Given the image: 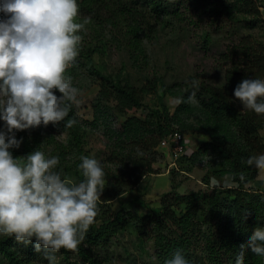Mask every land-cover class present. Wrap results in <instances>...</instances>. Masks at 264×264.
<instances>
[{"label":"rangeland","instance_id":"obj_1","mask_svg":"<svg viewBox=\"0 0 264 264\" xmlns=\"http://www.w3.org/2000/svg\"><path fill=\"white\" fill-rule=\"evenodd\" d=\"M252 10L238 0H125L123 6L133 7L140 13H145L146 20L137 18L139 22L138 42L142 51L140 57L131 47V26L136 25L133 19V9L129 14H119L113 23L104 26L90 17H76L80 22L84 18H90L83 33L84 39L80 44L79 55L76 62L70 65L66 75L72 77L73 84L80 90L79 103L75 105L80 121L87 126V137L83 146L82 156L96 158L105 166L115 170L114 165L107 163L114 149V141L105 134L103 121L106 117H100L98 126H92L97 115L95 106L101 90V81L97 73L109 75L114 79L130 80L132 85L141 88L148 84V80H155L167 88V92L158 85V90L153 94H146L141 108L129 111L127 115L118 114L109 104L108 123L114 130L120 131L127 119L137 117L146 119L154 110H166L171 116L177 111L180 104L174 103L182 94L190 95L193 91L190 81L197 79L199 89L196 99L204 105L209 104V96L203 95L204 87L220 88L224 84L225 73L232 66L233 61L241 58L238 55L241 46L245 42H253L264 45V0H248ZM229 10H225V8ZM229 12V13H228ZM134 18V17H133ZM102 39L106 41V50L102 54L90 55L88 48ZM137 52V51H136ZM57 95H62L56 90ZM202 97L199 99V95ZM237 108L243 111V106L238 103ZM188 123L192 129H185L174 125L175 132L183 134L187 145L186 154L173 163L170 151L165 148L158 149V156L153 165L154 170L160 174H151L133 190L115 198L109 203L103 204L105 218L113 212L124 218L121 228L116 234H111L108 241L99 245H84V254L89 253L97 264H160L155 253V245L152 241L141 243L136 226L138 220L152 214L162 212V201L166 194H170L172 200L178 196H192L191 205L182 203L177 214L192 209L195 212L199 225L195 235V251L198 256L204 258L203 263L210 264L206 257L208 253L207 239L203 234L209 235L211 225V239L215 244H227L225 233L217 225V219L210 220V208L215 206L218 212L224 214L227 206L229 190L241 189L234 182L230 174L219 176L217 172L222 170L219 165L220 158L210 149L205 154V146L210 143L209 136L197 129V119L191 118ZM3 122L0 121V128ZM44 129V126H41ZM26 131V130H25ZM25 131H18L24 133ZM17 132V133H18ZM44 137L51 136L49 152H55L56 146L66 145L68 134L60 124H49L45 128ZM264 138V129L261 131ZM54 141V143H53ZM67 161L80 160L78 157L68 154ZM175 164V166H173ZM258 167V166H256ZM255 171V166H245L243 179ZM72 172V171H71ZM259 174V173H258ZM65 177L79 182L78 176L72 172L64 173ZM225 178H229V187L224 186ZM215 179L216 185L212 184ZM105 181L106 192L107 185ZM248 191L249 200L260 199L264 204V178H258L250 182L245 188ZM216 198L219 199L216 203ZM250 204V203H249ZM248 209V204L246 206ZM103 216V217H104ZM256 219L245 221L237 229L235 239L243 242L250 235L255 226H264V213ZM227 238V237H226ZM235 247L229 254L235 256ZM58 264H93L87 260L79 249L76 251H60L57 253ZM251 262L249 255L245 260ZM0 264H8L7 260L0 258ZM34 264H47L42 256ZM225 264H232L225 259Z\"/></svg>","mask_w":264,"mask_h":264},{"label":"clouds","instance_id":"obj_2","mask_svg":"<svg viewBox=\"0 0 264 264\" xmlns=\"http://www.w3.org/2000/svg\"><path fill=\"white\" fill-rule=\"evenodd\" d=\"M78 0H0V237L33 246L47 264H58L62 249L76 251L98 215L105 189V169L100 161L81 156L83 179L74 182L59 167L60 157L37 148L16 158L21 148L18 131L65 121L79 103L80 90L66 75L79 55L83 33L90 18L78 22ZM193 102L199 81H190ZM56 90L62 95H57ZM243 111L264 115V75L244 78L234 89ZM183 98L174 103L180 104ZM245 163L258 166L264 178V151L250 152ZM243 177V172L241 173ZM212 184L216 185L215 179ZM224 186L229 187V178ZM247 217L250 210L242 209ZM264 257V226H255L237 246L234 264H244L248 252ZM165 264H190L177 249Z\"/></svg>","mask_w":264,"mask_h":264},{"label":"trees","instance_id":"obj_3","mask_svg":"<svg viewBox=\"0 0 264 264\" xmlns=\"http://www.w3.org/2000/svg\"><path fill=\"white\" fill-rule=\"evenodd\" d=\"M125 0H78V15L77 17H90L97 22V25L104 26L105 24L113 23L116 26L115 19L119 14H129L130 8L133 9V17L137 27L131 26L130 34L133 39L131 47L140 57L142 53L139 42L138 32L139 22L137 18L145 19V13L138 12L137 9L131 7L125 8L123 2ZM244 3L249 10H252L248 0H238ZM229 10V8H225ZM229 13V12H228ZM3 14L0 13V16ZM106 41L102 39L94 46L88 48L89 54H102L106 50ZM137 51V52H136ZM238 55L240 59L232 62V66L226 71L224 84L220 88L204 87L203 95L209 96V104L204 105V102L199 101L197 104L189 103L187 97L189 95L182 94L183 102L177 108L174 115H170L166 110H154L146 119L131 117L127 119L120 131L114 130L108 123L109 104L112 103V108L120 115H127L129 111L141 108L144 104L146 94L156 93L160 84L164 91L167 88L155 80H148V84H144L141 88L130 83V80L114 79L109 75L97 73L101 81V90L97 97L95 106L97 115L92 126H98L100 117H106L103 123L105 134L114 141V149L107 160L109 165H114L116 169L113 171L109 167L105 168V181L107 185L106 192L102 193L101 199L98 202V215L95 223L91 226L86 239L79 246V252L87 260L93 264L97 262L89 253L84 254V245H99L108 241L111 234H116L121 228L120 214L113 212L108 218L104 214H100L103 210V204L109 203L115 198L125 194L126 192L135 189L145 177L151 174H160L154 170L153 165L158 156V149L161 141L175 132L174 125L177 124L181 128L192 129L193 126L188 123L191 118L197 119V129L205 132L210 143L205 146V154L210 149L219 156V165L222 170L216 175L224 176L230 174L233 180L241 189L229 190L228 198L234 200H226L227 206L224 209V214L217 211L215 206L210 208V221L217 219V225L222 229L226 236L227 244H215L211 238L212 229L209 225V235L203 234L207 239L206 251L208 256L207 261L210 264H225V259L234 264V256L229 254L232 247L237 246L235 235L237 229L242 226L245 221L256 219L264 213V204L260 199L249 200V192L244 188L258 177V167L255 166V171L247 175L244 179L241 173L245 171L244 158L250 152L264 151V138L261 136V131L264 129V115H259L255 112L240 111L237 104L240 103L234 97V89L239 82L244 78H254L255 76L264 75V45L253 42H245L240 48ZM199 95V99L202 97ZM75 118L77 123L71 128H65V121L59 124L68 134L66 145L61 147L56 146V151L51 152L52 155L60 157L59 167L63 168L64 173L70 175L74 172L79 180L83 179L82 172L78 168L80 160L74 162L67 161L68 154L74 157H80L83 154V146L87 137V126L78 118L76 107L74 106L69 118ZM45 128L42 127L32 130H26L24 133H17V138L23 137L24 142L20 149L11 150L13 156L20 158L26 156L37 148H41L46 153L49 152L50 136L48 139L44 137ZM54 143V141H53ZM84 155V154H83ZM72 171V172H71ZM194 195L176 196L170 200V194H166L162 201V212L160 214H152L138 220L136 226L137 235L141 243L152 241L155 245V253L160 264H165V260L170 258L172 254L180 249L189 259L190 264L203 263L204 258L198 256L194 243L197 226L199 221L192 209H187L178 215L176 208L184 202L191 205ZM220 201L216 198V203ZM250 203V204H249ZM248 209L250 214L244 217L242 209ZM192 206V205H191ZM104 216V217H103ZM227 237V238H226ZM212 239V240H211ZM64 253L66 250H61ZM251 256L249 264H264V257L256 256L250 251L246 253L245 260ZM41 254L34 251L33 246L27 247L18 244L14 238L0 237V258L7 260L8 264H34ZM244 264H247L244 261Z\"/></svg>","mask_w":264,"mask_h":264},{"label":"built area","instance_id":"obj_4","mask_svg":"<svg viewBox=\"0 0 264 264\" xmlns=\"http://www.w3.org/2000/svg\"><path fill=\"white\" fill-rule=\"evenodd\" d=\"M160 148H167L170 151L173 163L178 161L186 154L187 145L185 143L183 134L180 132H173L167 138L161 141ZM175 166V164H173Z\"/></svg>","mask_w":264,"mask_h":264}]
</instances>
